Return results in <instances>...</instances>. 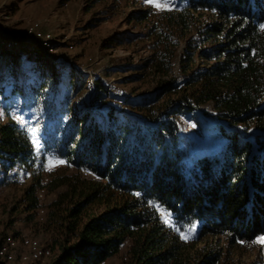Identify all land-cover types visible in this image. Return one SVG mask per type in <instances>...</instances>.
Instances as JSON below:
<instances>
[{
	"label": "trees",
	"instance_id": "trees-1",
	"mask_svg": "<svg viewBox=\"0 0 264 264\" xmlns=\"http://www.w3.org/2000/svg\"><path fill=\"white\" fill-rule=\"evenodd\" d=\"M114 1L144 7L129 18L149 26L150 54L130 70L139 90L124 98L126 111L101 106L106 89L96 82L89 92L74 70L59 86L60 69L37 43L1 53L0 98L20 100L39 128L40 151L26 127L0 120V187L46 156L76 171L46 185L34 176L23 194L34 220L38 192L64 189L49 207L61 237L47 264H105L125 245L128 264H246L252 251L260 260L264 0H174L160 12L147 0ZM126 36L105 45L131 43ZM208 104L224 123L216 128L221 146L190 164L180 120Z\"/></svg>",
	"mask_w": 264,
	"mask_h": 264
},
{
	"label": "rangeland",
	"instance_id": "rangeland-1",
	"mask_svg": "<svg viewBox=\"0 0 264 264\" xmlns=\"http://www.w3.org/2000/svg\"><path fill=\"white\" fill-rule=\"evenodd\" d=\"M111 2L115 1L0 0V30L9 36L23 38L26 32L35 26L38 32L50 35L48 45L38 44V47L60 69L59 75L55 77L59 86L63 85L67 74L74 70L88 79L91 87L95 88L96 82H99L106 89V102L101 106L126 111L123 109L124 98L134 99L135 93L139 90L138 84L130 83L133 74L130 70L150 54L147 51L149 42L145 39L149 26L145 23H132L129 18L132 12L144 8L141 5L111 4ZM145 6L160 12L170 7L174 8L175 1L171 0L170 4L160 8L150 3ZM120 33L125 36L127 34L134 36L132 42L114 47L105 45L106 40ZM141 34L144 36L140 37ZM1 41L0 39V62L1 53L6 49L1 45ZM18 42L24 41L19 40L17 44ZM17 69L19 72L24 70L21 66ZM89 92H93V89ZM85 96L90 101L93 93L85 92ZM19 105V99L0 98V113H2L0 120L7 122L12 119L19 122L27 128L32 139L37 143L39 128L32 125L31 115H23ZM93 108L98 109V106ZM220 125L223 126L224 123L219 120L210 104L197 109L190 118L180 120V130L184 139L183 147L188 163L192 164L198 157L220 148L221 140L216 130ZM36 150L40 151L38 143ZM52 159L46 156L44 164H38L32 171L16 172V177L0 187V236L2 232L18 237L30 236L48 247H51L55 240H60L61 236L57 229L49 223L48 214L50 205L57 200L58 194L64 189L61 188L53 193L45 189L38 192L41 207L34 220L28 219L29 213L24 211L25 205L22 202L24 191L32 183L34 176H40L42 183L46 185L55 175L76 173L65 163L47 167L49 160ZM84 176L91 177L87 174ZM168 224L171 222L169 221ZM258 246L262 254L260 260H258L257 251H252L244 255L246 264L252 262L264 264V245L258 243ZM127 250L128 245H125L118 255L105 264H128ZM0 261L5 262L3 259Z\"/></svg>",
	"mask_w": 264,
	"mask_h": 264
},
{
	"label": "built area",
	"instance_id": "built-area-1",
	"mask_svg": "<svg viewBox=\"0 0 264 264\" xmlns=\"http://www.w3.org/2000/svg\"><path fill=\"white\" fill-rule=\"evenodd\" d=\"M0 39L4 48L15 53L18 46L17 41L23 40L46 46L50 41V35L38 32L34 26L26 32L23 38L9 36L0 30ZM91 89H94V86ZM52 257L51 248L43 245L36 238L25 235L18 237L10 234L0 236V259H3L5 264H47Z\"/></svg>",
	"mask_w": 264,
	"mask_h": 264
},
{
	"label": "snow or ice",
	"instance_id": "snow-or-ice-1",
	"mask_svg": "<svg viewBox=\"0 0 264 264\" xmlns=\"http://www.w3.org/2000/svg\"><path fill=\"white\" fill-rule=\"evenodd\" d=\"M148 3L152 4L153 6L160 8L163 6H166L168 4L171 3V0H147ZM0 115H2V113H0ZM33 131H35V129H33ZM58 163H64V161H60V160H49L48 164L46 165L47 167L51 168L56 166V164ZM182 238L187 239V236L182 234ZM254 243H259L261 245H264V236L259 237L256 241H254Z\"/></svg>",
	"mask_w": 264,
	"mask_h": 264
}]
</instances>
